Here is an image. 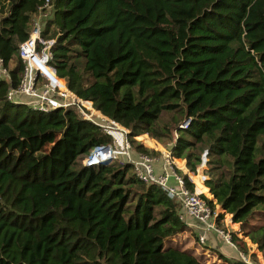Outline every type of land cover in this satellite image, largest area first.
<instances>
[{"label": "trees", "instance_id": "trees-1", "mask_svg": "<svg viewBox=\"0 0 264 264\" xmlns=\"http://www.w3.org/2000/svg\"><path fill=\"white\" fill-rule=\"evenodd\" d=\"M42 2L0 0V56L11 61L9 81L0 78V142L63 134L72 140L71 157L40 178L0 166V264H208L168 244L182 231L196 232L158 185L137 179L127 162L81 163L91 147L110 140L108 133L74 109L38 111L6 99L20 73L18 42ZM48 2L41 33L56 37L49 59L56 75L130 133L168 142L191 171L206 149L209 177L204 184L193 178L210 199L200 195L263 248L264 222L248 219L264 217V0ZM164 111L170 115L160 123ZM180 115L188 124L172 138ZM129 141L158 153L130 135ZM45 156L31 151L22 162L28 168ZM228 232L248 253L245 241Z\"/></svg>", "mask_w": 264, "mask_h": 264}, {"label": "built area", "instance_id": "built-area-1", "mask_svg": "<svg viewBox=\"0 0 264 264\" xmlns=\"http://www.w3.org/2000/svg\"><path fill=\"white\" fill-rule=\"evenodd\" d=\"M48 3V0H43L37 13L32 17L27 35L18 42L16 56L20 62V73L16 85L9 84L7 86L6 99L15 103H25L38 111L74 109L81 118L98 125L110 135L108 142L91 147L83 155L81 158L83 165H93L112 160H116L121 164L127 162L130 171L137 179L144 183L158 185L167 197L176 200L180 204L181 208L178 216L184 221L188 217L195 221L193 226L196 228L199 242L205 241L206 233L213 232L233 245L229 239V230L218 227L216 224L217 211L214 207L210 208L205 198L200 195L203 194L207 199H210V194L197 189L193 178L197 176L203 183L209 177L205 167V162L208 159L206 149L200 153L194 171L190 170L189 172L183 159L171 154L170 148L167 146L168 142L165 145L161 144L146 132L130 133L129 128L103 114L88 99L80 97L69 89L62 79L56 75L49 64L50 47L54 44L56 37L43 36L41 33V19L47 13ZM10 63V61L4 62L0 56L1 79L9 81ZM188 121L189 117H183L178 122L176 128L172 131V138L176 137L177 128H185ZM142 133L154 143L152 145L143 143L141 138L136 136ZM129 135L144 147L157 150L158 153L147 154L136 150L134 147L133 149L129 141ZM182 174H185L192 182V188L185 184ZM206 190L208 192V189ZM214 205L217 204L214 203ZM236 252V257L251 264L248 258L249 253H242L238 249Z\"/></svg>", "mask_w": 264, "mask_h": 264}, {"label": "rangeland", "instance_id": "rangeland-1", "mask_svg": "<svg viewBox=\"0 0 264 264\" xmlns=\"http://www.w3.org/2000/svg\"><path fill=\"white\" fill-rule=\"evenodd\" d=\"M169 115L170 112L164 111L160 114L158 121L162 123L167 120ZM183 117L184 115H180L178 117L179 120L177 121V124ZM70 141H72L71 138L64 136L63 134L41 138L39 137L31 140L15 139L7 140L6 142L1 141L0 166L6 167L13 174L24 175L34 173L35 176L39 178L45 175L48 176L51 167L55 166L53 170L57 171L58 169V171H60V169L65 166L66 162L71 157ZM157 141L163 144V142H160L159 140ZM131 147L133 148L132 144ZM40 149L44 150L46 154L44 159L42 160V158H39L26 168L27 166L25 162H22L23 155H28L31 151L35 152ZM202 151L203 149L200 150L199 155ZM205 167L206 169L208 168L207 162H205ZM186 168L188 169L187 166ZM188 171L190 172L189 169ZM28 179L31 178L28 177ZM213 207L217 213H222L221 215L223 216L221 221L216 223L217 226L222 227L223 229H228L229 231H235L237 236L243 239L246 245H248V253H253V255H249L248 257L251 264H264V247L261 249L257 248V244L249 241L248 234L242 235L241 233H246L247 231H241L237 222L234 223L230 221L228 213L222 212V209L218 206V204L216 206L213 205ZM225 221H227L226 224ZM248 222L251 225L258 226L264 222V217L257 215L256 213V217H250ZM194 234L195 233L192 231L186 230V232H181L169 239L170 241H168V244L187 249L191 253L195 254L201 261H206L205 263L208 264H226V261L220 255L227 257L237 255L234 246L229 243L224 244V239L219 234H215L217 237H211L210 244H208L209 240L207 239L204 242H199L197 240V235L194 236ZM219 245L224 248V252L217 248ZM196 253H198V255Z\"/></svg>", "mask_w": 264, "mask_h": 264}, {"label": "crops", "instance_id": "crops-1", "mask_svg": "<svg viewBox=\"0 0 264 264\" xmlns=\"http://www.w3.org/2000/svg\"><path fill=\"white\" fill-rule=\"evenodd\" d=\"M180 159V158H179ZM204 184V183H203ZM185 222L187 223V224H189L190 226H192V228H193V230H195V232H196V234H197V231H196V228L193 226V224L195 223V221H193V219L192 218H190V217H188L186 220H185ZM235 223V222H234ZM226 224V223H225ZM182 232H186V231H182ZM217 237L216 235H215V233H213V232H209V233H206L205 234V240L207 239V240H209L208 241V244H210V241H211V237ZM250 241V240H249ZM225 243H228V242H226V241H224V244ZM217 248L218 249H221L223 252H224V248L222 247V246H217ZM235 248V247H234ZM236 249V248H235ZM236 251H237V249H236ZM231 256H233V257H236L235 255H231Z\"/></svg>", "mask_w": 264, "mask_h": 264}, {"label": "clouds", "instance_id": "clouds-1", "mask_svg": "<svg viewBox=\"0 0 264 264\" xmlns=\"http://www.w3.org/2000/svg\"><path fill=\"white\" fill-rule=\"evenodd\" d=\"M182 159V158H181ZM185 165V164H184Z\"/></svg>", "mask_w": 264, "mask_h": 264}]
</instances>
